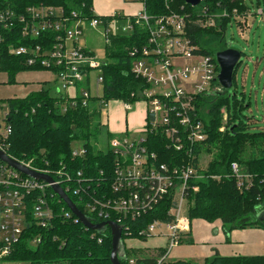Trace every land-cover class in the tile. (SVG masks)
<instances>
[{
	"label": "built area",
	"instance_id": "built-area-1",
	"mask_svg": "<svg viewBox=\"0 0 264 264\" xmlns=\"http://www.w3.org/2000/svg\"><path fill=\"white\" fill-rule=\"evenodd\" d=\"M93 1L89 7L91 16H88L81 11L85 4L67 13L62 6L41 1L19 9L13 1L0 0V26L2 29H19L26 44L12 47L11 51L20 55L25 65L53 73L54 81L58 83L56 94H60L57 97L61 99V111L77 106L91 108L92 96L98 97L95 104L98 113L108 106L110 100L123 102L125 110H130L137 100L145 102V123L140 135L110 142L114 167L108 191L98 187L96 192L93 190L94 194L88 195L83 183L78 181L74 193H79V205L92 218V222L113 221L121 226L122 233H127L129 227L128 224L122 225L125 219L135 220L153 209L157 210L159 204L166 202L167 218L152 219L138 233L148 239L164 231L165 250L153 263L164 264L169 251L190 232V219L185 214L187 209L184 202L197 190L195 182L203 177L193 152L207 137L204 121L198 113V101L205 93L220 88L218 64L211 55L203 53L192 38L190 24L213 26L219 18L227 16L235 21L237 18L225 8L220 13H212L209 6L204 5L201 12L205 20L201 17L191 20L187 13L173 10L168 0H164L168 12L154 14L149 13L156 7L154 0H121L139 8L131 15L122 16L114 12L105 17L93 14ZM204 1L201 0L200 5ZM253 17V20L258 19L264 24V6L257 7ZM120 18H126L121 31L129 30L128 35L138 31L145 36L144 43L132 44L127 48V55L131 59L130 71L145 82V87L131 93L134 101L103 98L100 67L105 62L77 42L80 33L78 26L83 22L93 29L101 28L107 42L110 35H123L120 30L112 33L109 28V24ZM250 26L245 23L243 28L239 21L238 33L242 38L247 37L246 28ZM94 71L97 74L93 76ZM92 85L100 88L98 95L92 94ZM70 88L74 90L73 96L69 95ZM61 92L66 95L63 96ZM7 112L2 117L4 126L0 124V150L4 153L11 133V126L6 120ZM157 133L164 136L169 149L182 153L185 158L170 163L160 161L146 141L149 135ZM84 153V146L71 152L72 156ZM18 162L50 176L44 170L34 169L30 161ZM230 171L238 189H246L253 184L252 176L244 173L238 163L232 162ZM52 184L60 185V182L53 179L52 183H48L33 178L0 159V264H30L26 260L11 259V256L17 243L24 241L34 246L43 239L41 231L34 233L35 229L52 226L55 203L63 202L53 191ZM66 208L60 213L79 221ZM126 261L127 264H136V259L131 257Z\"/></svg>",
	"mask_w": 264,
	"mask_h": 264
},
{
	"label": "trees",
	"instance_id": "trees-1",
	"mask_svg": "<svg viewBox=\"0 0 264 264\" xmlns=\"http://www.w3.org/2000/svg\"><path fill=\"white\" fill-rule=\"evenodd\" d=\"M9 1H13L19 9L41 1L45 4L62 6L67 13L73 9H80L81 4H85L81 11L91 16L89 7L92 5V0ZM154 1L156 7L149 10V13L168 12L164 0ZM168 1L173 10L187 13L191 20L199 17L205 20L201 12V7L204 5H208L212 13H220L224 8L228 13L233 8H237L240 13L248 10L243 0H205L199 7H190L184 0ZM229 20L231 18L227 16L219 18L216 26H200L193 22L190 24L192 38L200 45L202 52L211 55L215 62V53L227 47L223 41V33ZM0 33H2L0 69L6 71L10 79L20 70H42L25 65L23 58L11 51L12 47L26 44L17 27L2 29L0 26ZM144 39V34L138 31L131 35H110L105 51L111 61L105 62L100 67L103 77L101 86L103 98L134 101L131 93L145 87L144 80L130 71L131 59L126 49L132 44L144 43ZM241 54L243 55L242 52ZM239 63L235 66L234 72ZM217 68L219 70L218 66ZM208 93L201 96L197 105L207 137L193 152L197 161L204 153L210 154L212 158L206 169L201 171L203 177L195 182L198 190L190 196L192 204L188 209V217L190 220L199 218L209 223L219 219L226 229L246 226H258L264 229V220L255 217L257 210L261 211L264 204V128L254 132L246 130L247 123H243L241 112L244 105L236 99V96L233 100V119H238L239 124L233 125L229 114L228 92L218 95ZM60 100L59 97L50 96L44 88L25 98H7L6 120L11 126V133L5 150L11 158L17 161H30L34 169L48 172L53 179L60 182L62 189L81 212L92 220L79 205L80 196L79 193H74V190L80 181L88 195L94 194L98 187L108 191L114 167V155L109 149L93 151L88 144H85L83 155L72 156V139L90 137L89 133L93 125L91 122L98 114L95 107L98 97H91V108L77 106L65 112L60 109ZM222 106L226 109V123L223 125L224 129L220 130L222 115L219 109ZM98 126H92L95 133L100 129ZM146 141L162 162L170 163L185 158L182 153L169 149L164 136L159 133L149 135ZM232 162L238 163L244 173L252 176L251 187L246 189L236 187L235 178L230 171ZM167 205L166 202L161 203L157 210L153 209L135 220L125 219L122 225L128 224L129 227L126 229L127 233H122V241L125 239L145 241L147 238L139 235V230L154 218L165 220ZM65 209L67 208L63 202H56L52 226L33 231L34 233L41 231L43 239L34 246L24 241L17 243L11 259L26 260L30 264H111L110 229L107 227L95 231L85 228L73 216L60 213ZM53 236H56V239H53ZM124 252L127 258L131 257L130 250L124 249ZM127 258L121 259V264H127ZM152 260L154 259L151 257L138 258L136 264H151ZM168 264L193 263L178 260ZM204 264H264V255H215Z\"/></svg>",
	"mask_w": 264,
	"mask_h": 264
},
{
	"label": "rangeland",
	"instance_id": "rangeland-1",
	"mask_svg": "<svg viewBox=\"0 0 264 264\" xmlns=\"http://www.w3.org/2000/svg\"><path fill=\"white\" fill-rule=\"evenodd\" d=\"M243 1L249 6L251 17L254 16L255 10L257 8L256 6H264V0ZM133 11H135V6L123 8L120 6V4H118L117 1H93L94 15H106L105 13L113 14L114 12L127 13ZM229 14L231 16H236L237 21H235L233 18L227 21L223 33V41L227 47L235 48L243 53L240 58L239 66L234 72V83L232 84L231 88L228 89L227 93L229 99V114L231 120L233 121V125H238L239 120L233 119V100L236 96V99L244 105V108L241 112L243 116V123H247L246 130L249 132H254L264 128V24L259 22L258 19H255L252 27L249 30V33L246 34L247 39H245L242 38L238 33V18L241 16V13L237 8H233ZM125 23L126 18H120L115 23L109 24V28L112 33L118 30L121 31V27ZM216 25L217 23H215V26ZM78 28L80 30V33L77 36V42L79 46L86 48L96 54L100 61H111V59H109L106 55L105 50L108 42L101 34V28L93 29L84 22L81 23ZM120 34L128 35L130 34V31H121ZM95 74H97V71L92 73L93 76ZM41 76L42 78L46 79L48 83L46 86H41L43 85L41 83L45 82L39 79ZM53 80L54 78L52 74L45 70H20L12 76V79H10L8 73L0 69V106H2L0 109L1 127L4 126V121L2 120L3 113L8 109L6 102L7 98H25L29 94L40 90L41 88L46 89L48 94L52 97L60 96V94H56L58 83ZM90 89L93 95H98L101 92L100 88L96 87L95 85H92ZM73 93L74 90L70 88L69 95L73 96ZM61 94L63 96L66 95L64 92H61ZM225 110L226 109L224 106L219 109V112L222 115V127L220 130L224 129L223 125L226 123ZM145 114V102L141 99L132 103L130 110H125L123 108V102L110 100L108 102V106L96 114L91 122V124H93L92 126L99 125V131L95 133L94 128L91 126V131L89 133L90 137L87 139L82 136L72 139L71 148H80L85 144H88L93 149V151H97L98 149L107 150L110 148V142L113 139L121 137H128L131 139L138 137L145 123ZM138 122L139 124L135 125ZM211 158L212 157L210 154H202L199 158V168L201 170L206 169ZM191 204L192 202L189 197L184 202V207L187 209V212H185L186 215H188V209ZM261 208V211L259 209L257 210L255 217L259 218L260 220H264V204ZM192 221L193 228H199L201 221L194 219H192ZM163 232L164 231L162 230L158 236H164ZM161 238L164 239L163 237ZM152 240L153 241H151V243L153 245L161 243V239L157 238V236H154ZM196 244L200 243L196 242ZM130 251L131 253H135V257L139 259H142V256H147L148 254L153 256L157 255V253L152 254V250L144 252L143 249H130ZM170 261H172V259H169L167 256L164 263L168 264Z\"/></svg>",
	"mask_w": 264,
	"mask_h": 264
},
{
	"label": "crops",
	"instance_id": "crops-1",
	"mask_svg": "<svg viewBox=\"0 0 264 264\" xmlns=\"http://www.w3.org/2000/svg\"><path fill=\"white\" fill-rule=\"evenodd\" d=\"M117 1L120 6L123 8H127L130 6H135V10L139 7L137 5H130L123 3L121 0H112ZM244 2V1H243ZM259 4V2H258ZM248 6V5H247ZM261 7V6H256ZM116 11V10H115ZM250 8L248 6V10L245 12L247 14L241 13L239 16L240 26L243 28L246 24H252L255 20L250 16ZM120 13L122 16L131 15L132 12ZM106 15L102 16H110L111 13H105ZM112 15V14H111ZM249 29L246 28V32L249 33ZM244 38H247L244 36ZM46 71V70H45ZM49 72V71H48ZM51 73V72H50ZM53 78L54 75L51 73ZM40 80L45 81L42 82L41 86H46V79L39 77ZM55 79V78H54ZM54 81V80H53ZM139 122L135 125H138ZM134 125V126H135ZM194 220L201 221V225L199 228H193L192 220H190V232L186 236L185 239L181 241L177 246L171 249V251L167 254L169 259L172 261H187L193 264H204L206 260L211 259L215 255L220 256H256V255H264V229L258 226H246L243 228H230L226 229L222 222L218 219L213 222H206L202 219L195 218ZM163 237L164 239H162ZM157 238L161 239V243H157L153 245L151 241H153V237L146 239L145 241L139 239H125L123 241L125 249H143L144 252H148L152 250V254L157 253V255L153 256L148 254L145 257H151L153 264L159 256L165 250L166 244V236H157ZM163 240V243H162ZM187 242V243H184ZM199 242L200 244H196ZM165 243V244H164ZM184 243V244H183ZM164 244V245H163ZM131 258L138 259L135 257V253H132ZM174 259V260H173ZM168 262V263H170ZM1 264H9L6 262H2Z\"/></svg>",
	"mask_w": 264,
	"mask_h": 264
},
{
	"label": "water",
	"instance_id": "water-1",
	"mask_svg": "<svg viewBox=\"0 0 264 264\" xmlns=\"http://www.w3.org/2000/svg\"><path fill=\"white\" fill-rule=\"evenodd\" d=\"M201 0H184L187 5L196 7L200 5ZM242 54L240 50L235 48L226 47L223 50H219L215 53V59L219 66L217 74V80L220 85V89L212 90L208 94H224L228 92V89L232 86V80L234 75V68L239 63ZM0 159L6 162L11 167L19 170L20 172L29 175L36 179H41L45 182L52 183L53 179L48 174L40 173L35 170L29 169L17 160L11 158L6 153L0 150ZM53 191L58 197L66 204L70 211L79 219L81 224L91 230L100 231L104 228H109L111 233V252L109 260L111 264H121L120 260L125 259V246L122 241V228L120 225L113 221H102L98 223L92 222L87 215L82 213L76 204L66 195L63 189L58 184H52Z\"/></svg>",
	"mask_w": 264,
	"mask_h": 264
},
{
	"label": "bare ground",
	"instance_id": "bare-ground-1",
	"mask_svg": "<svg viewBox=\"0 0 264 264\" xmlns=\"http://www.w3.org/2000/svg\"><path fill=\"white\" fill-rule=\"evenodd\" d=\"M1 43V42H0Z\"/></svg>",
	"mask_w": 264,
	"mask_h": 264
}]
</instances>
